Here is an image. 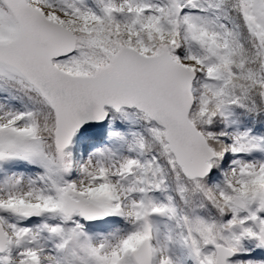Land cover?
Instances as JSON below:
<instances>
[{"label":"snow or ice","instance_id":"obj_1","mask_svg":"<svg viewBox=\"0 0 264 264\" xmlns=\"http://www.w3.org/2000/svg\"><path fill=\"white\" fill-rule=\"evenodd\" d=\"M0 264H264V0H0Z\"/></svg>","mask_w":264,"mask_h":264}]
</instances>
